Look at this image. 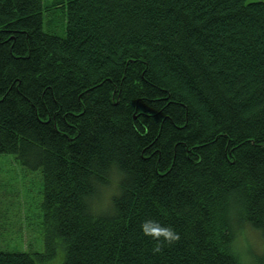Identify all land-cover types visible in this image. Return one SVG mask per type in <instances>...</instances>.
I'll return each instance as SVG.
<instances>
[{
  "label": "trees",
  "instance_id": "16d2710c",
  "mask_svg": "<svg viewBox=\"0 0 264 264\" xmlns=\"http://www.w3.org/2000/svg\"><path fill=\"white\" fill-rule=\"evenodd\" d=\"M57 3L64 34L42 27ZM0 154L40 170L44 241L0 264L58 243L61 264H244L235 231L264 235V0H0Z\"/></svg>",
  "mask_w": 264,
  "mask_h": 264
},
{
  "label": "rangeland",
  "instance_id": "374dc122",
  "mask_svg": "<svg viewBox=\"0 0 264 264\" xmlns=\"http://www.w3.org/2000/svg\"><path fill=\"white\" fill-rule=\"evenodd\" d=\"M55 1L59 0H42V3L49 7ZM42 16L44 30L64 34V25L60 26L59 18L62 16L60 20L65 24V16L63 18L59 3L54 8L52 6L50 13L43 12ZM104 189H99V194H102L99 204L106 201L103 196ZM41 203L40 170L22 166L12 154H0V250H44ZM233 243L244 264H254L258 259L264 260V235L260 231L245 226L235 231ZM63 258L64 250L58 243L52 258L43 264H61Z\"/></svg>",
  "mask_w": 264,
  "mask_h": 264
},
{
  "label": "clouds",
  "instance_id": "9594fccd",
  "mask_svg": "<svg viewBox=\"0 0 264 264\" xmlns=\"http://www.w3.org/2000/svg\"><path fill=\"white\" fill-rule=\"evenodd\" d=\"M141 231L157 241L160 239H163L164 241H172L177 238V234L171 227L164 226L157 221L142 222Z\"/></svg>",
  "mask_w": 264,
  "mask_h": 264
}]
</instances>
